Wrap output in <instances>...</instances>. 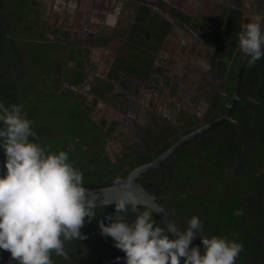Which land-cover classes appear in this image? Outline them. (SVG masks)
<instances>
[{
    "label": "trees",
    "instance_id": "1",
    "mask_svg": "<svg viewBox=\"0 0 264 264\" xmlns=\"http://www.w3.org/2000/svg\"><path fill=\"white\" fill-rule=\"evenodd\" d=\"M143 7L149 10L147 6ZM15 8L14 0H0V99L8 109L13 104L20 105L22 114L32 121L36 136L29 139L47 151L57 152V146L62 142L63 146L68 145L69 160L83 173L85 188L112 184L115 177L123 179L132 168L150 161L152 157L149 153L136 149L140 146L138 144L131 145L130 148H134L128 153L118 155L116 161L111 160L104 144L115 123L109 127L100 124L101 128L90 133L89 125L94 121L89 119L87 106L73 94L68 95V100H62L63 97L57 94L61 80L49 78L58 76L62 69L61 63L53 60L54 54L43 53L42 49L33 50L36 43L19 40L12 31H8L12 28L19 30L24 19L22 12L17 16ZM147 18H138L116 58L111 72L117 81L136 70L146 78L152 68L155 53L161 48L170 27L167 20L159 16V29L157 27L156 35H153L150 32L153 26L149 25ZM245 23L242 10L236 6L226 7L221 21L211 18L204 31L210 34L216 29L221 43L218 63L221 76L225 77L223 87L230 93L243 57L238 48V33ZM216 24H219V29ZM143 27L147 29L144 33L146 36L138 34V29ZM25 47H30L27 55ZM47 62L50 64L47 65ZM48 72L47 76L38 77L40 73ZM122 83L125 81L122 80ZM106 87L107 92L112 91L113 83ZM242 96L234 113L235 120H228L199 137L169 160L159 201L181 231L188 226V219L195 215L203 224L201 235H216L241 243L243 250L236 264H264V57L254 64H248ZM224 97L216 98L213 102L211 109L216 118L227 110ZM56 102H60V107L65 110L57 108L58 111L51 114L42 112V106L52 103L57 106ZM74 106L80 108L76 111V120L68 122L69 116L66 114ZM198 123V118H190L188 132L200 126ZM104 125L106 131L103 130ZM152 133V139L160 145L156 154H161L172 142L165 143L168 137L164 133ZM0 154L4 156L2 149ZM102 154L106 156V164L100 159ZM3 172L0 168V174ZM141 181L148 190L155 192L161 181V170L144 175ZM97 207L96 218L90 222L85 218L86 222L81 228L87 238L66 241L69 259L53 253L51 258L55 264H117V256L121 257L118 264H124V253L114 247L111 237L101 235L97 223L109 222L105 217L114 213V204ZM144 207L141 205L140 210ZM134 218L135 213L131 211L125 217L129 222ZM154 219L164 224L155 212ZM168 235L172 238L170 233ZM201 244L197 236L190 247ZM9 259H12L10 253L0 250V264H7ZM13 264L17 262L13 261Z\"/></svg>",
    "mask_w": 264,
    "mask_h": 264
},
{
    "label": "clouds",
    "instance_id": "2",
    "mask_svg": "<svg viewBox=\"0 0 264 264\" xmlns=\"http://www.w3.org/2000/svg\"><path fill=\"white\" fill-rule=\"evenodd\" d=\"M238 48L249 65L264 57V25L252 20L238 33ZM32 121L13 104L0 111V149L5 171L0 174V250H7L17 264H55L54 253L69 259L65 242L83 240L85 218H96V199L83 186V173L69 160L68 152L47 151L35 137ZM114 200V213L97 221L101 235L111 237L124 253V264H236L243 245L221 236L201 235L203 224L193 215L181 231L174 223L154 219L155 210L145 206L130 181ZM113 201L103 202L104 205ZM135 213L129 222L127 213ZM174 233L170 238L168 233ZM197 236L201 245L191 242ZM118 262L121 257H115Z\"/></svg>",
    "mask_w": 264,
    "mask_h": 264
},
{
    "label": "flooded vegetation",
    "instance_id": "3",
    "mask_svg": "<svg viewBox=\"0 0 264 264\" xmlns=\"http://www.w3.org/2000/svg\"><path fill=\"white\" fill-rule=\"evenodd\" d=\"M105 1L94 0L93 10L95 8L98 12L104 10L102 8ZM20 2L22 4L19 5ZM246 2L247 0H234L226 7L236 6L242 10L243 17L246 15V23L255 20L264 25V1L249 0L248 10ZM14 3L16 5L14 12L17 16L23 13L24 19L19 25V30L8 28V31H12L13 36L19 40L26 42L30 40L40 45L43 53L54 54L53 60H58L61 63L62 69L58 76L49 77L61 80L57 89L58 96L64 98V96L73 94L79 102L82 101L87 106L89 119L95 123L105 124L107 127L115 123L114 130L110 136L106 137L104 144L105 152L108 148L112 152L113 161H116L118 155L133 150L134 147L130 148V146L135 144L140 145L136 149L149 153L152 158L157 156L156 152L159 151L160 145L152 139V132L164 133L163 135L168 137L165 143L170 141L173 144L188 133L190 118H198V124L202 125L216 118L214 117L215 112L211 109L216 98H221L224 95L223 100L226 103L227 94L230 92L223 87L225 77L221 76L218 63L221 58V43L216 29L210 34L204 33L207 22L211 18L217 20L215 17L204 15L199 19L192 17L193 15L187 14L177 6L166 8L165 12H169L176 18L174 22L171 21V27L190 28L194 34L186 33L188 40L194 39L195 44L203 47L209 46L212 51L209 56L200 61L199 65H187L185 70H181L183 66H180V70L178 69L177 73L172 75V73L169 74V70L165 71V67V72H160L155 67L161 54L159 48L146 78L141 77L136 70L131 75H125L122 78L125 83H122V80L117 81L113 78L114 75L111 71L127 39L118 49L115 58L96 61L94 69L97 70L95 69L96 72L91 74L83 61V56L87 54V51L81 43L76 46V41L71 42L69 39L56 37L55 32L47 25L48 22L40 21L41 17L37 14L34 18H30V12L28 13V8L25 5L26 0H14ZM226 7L223 8V11ZM257 16L261 17V20ZM220 21L221 18L218 22ZM23 26L27 28L24 29ZM216 27L219 29V24H216ZM9 35L11 36L10 33ZM45 44L52 45V48H43ZM73 45H75L74 48H71ZM81 50L82 53H80ZM105 68H109V71L104 72ZM109 83H113V89L107 92L106 86ZM98 110H100V114ZM103 130L106 131V128ZM107 155L112 158L109 153Z\"/></svg>",
    "mask_w": 264,
    "mask_h": 264
},
{
    "label": "crops",
    "instance_id": "4",
    "mask_svg": "<svg viewBox=\"0 0 264 264\" xmlns=\"http://www.w3.org/2000/svg\"><path fill=\"white\" fill-rule=\"evenodd\" d=\"M248 1L245 3L247 10L249 9ZM93 2L94 0H26L25 5L28 13L30 12V18H34L37 14L41 17L40 21L48 22L47 25L55 32L56 37L66 38L71 42L76 41V46L81 43L86 48L87 54L83 53V61L91 74L96 72V68L94 69L96 61L115 58L118 49L128 39L138 18L148 17L149 25L153 26L150 32L156 35L158 31L156 28L159 29L157 20L160 16L167 20L170 28L163 40L161 54L155 67L160 72L169 70V74L173 75L177 73L180 66H183L181 70H185L187 65H199L204 57L209 56L212 48L197 45L194 39L188 40L186 33L194 34L190 28L171 27V21L174 22L176 18L169 12H165V9L177 6L187 14L193 15L194 18L200 19L205 15L215 17L219 21L224 13L223 8L234 0H106L102 8L104 10L100 12L96 8L93 10ZM143 6H147L149 10H144ZM245 18L246 15H244ZM257 18L261 20V17L257 16ZM146 30L145 27L138 29V34L145 35ZM108 71L109 68L104 69V72ZM9 261L13 264V259Z\"/></svg>",
    "mask_w": 264,
    "mask_h": 264
},
{
    "label": "water",
    "instance_id": "5",
    "mask_svg": "<svg viewBox=\"0 0 264 264\" xmlns=\"http://www.w3.org/2000/svg\"><path fill=\"white\" fill-rule=\"evenodd\" d=\"M248 64L249 63L247 62V57L244 58L243 56L237 69V73L234 80L233 91L232 93L227 94V99H226L227 110L222 115L186 133L185 135L180 137V139H178L175 143L169 146L166 150H164L161 154L154 156L150 161L135 166L127 173L125 178L123 179L121 178L123 181H130L131 187L136 192L141 202V205L153 208L155 210V213L161 218L162 222L165 225L174 223L176 227L179 228L174 218L159 201L166 179V167L169 160L172 159L178 152H180L188 144L194 142L199 137L212 131L213 129L222 125L228 120H235L234 113L240 101L243 99L242 96L243 80ZM0 109L2 111L8 109V107L4 104V102L1 99H0ZM4 160L5 157L0 154V168L5 171ZM158 169L161 170V181L157 190L155 192H151L144 186V184L141 181V178L144 175ZM86 189H88L89 195L92 196L94 199H96L95 201L96 205L103 206L104 205L103 202H107V201H113L108 203L107 205L114 204V200L121 194L123 190V185H117L112 183L105 186L92 187ZM169 233L171 234L172 238H175L174 233L171 232ZM182 261L183 258H181V264ZM8 264H10V261Z\"/></svg>",
    "mask_w": 264,
    "mask_h": 264
},
{
    "label": "rangeland",
    "instance_id": "6",
    "mask_svg": "<svg viewBox=\"0 0 264 264\" xmlns=\"http://www.w3.org/2000/svg\"><path fill=\"white\" fill-rule=\"evenodd\" d=\"M29 48L30 47H25V50H26V52H25V55H27V53L29 52ZM43 48H45V49H51L52 48V45H50V44H45V46H43ZM32 49L33 50H38V49H41L39 46H33L32 47ZM35 61H38V59L37 60H35ZM56 63H58V62H56ZM50 64V62H47V65H49ZM44 69V71L46 72L47 70H46V68L44 67L43 68ZM42 69V70H43ZM49 74V72L48 73H40L39 75H38V77H40V78H43V77H45V76H47ZM45 92H43V93H41V94H44ZM69 96L67 95V96H65L62 100H68L69 98H68ZM56 104H57V106H55V104L54 103H52V104H50V105H46V106H42V112H45L46 114H51V113H53V112H55V111H58V109L59 110H61L62 109V107H60V102H56ZM58 108V109H57ZM78 108H79V106H78ZM78 108L76 107V106H74L73 108H72V110L71 111H69V112H67V114H66V116H69L68 118H67V121L69 122V121H71L72 120V122H74L75 120H76V111L78 110ZM82 108V107H81ZM80 109V108H79ZM62 110H65V109H62ZM61 110V111H62ZM98 113L100 114L101 112H100V110H98ZM62 122V121H61ZM90 122H92V121H90ZM90 133L92 132H95V131H97L98 130V127L99 128H101V126H100V124L98 123V122H94V123H91L90 125ZM105 126V125H104ZM111 140V139H110ZM95 142V144H97L98 143V141L97 140H95L94 141ZM62 144V145H61ZM64 145V143L62 142V143H59V146H57V152H59L60 150H65V151H67L68 152V150H66V149H69V146L67 145L66 147L65 146H63ZM106 153L108 154H110L111 156H112V161L114 160V156H113V154H112V152L109 150V148L107 149V151H106ZM100 159L104 162L103 164H106L107 163V159H106V156H104V154H102V156H100Z\"/></svg>",
    "mask_w": 264,
    "mask_h": 264
}]
</instances>
